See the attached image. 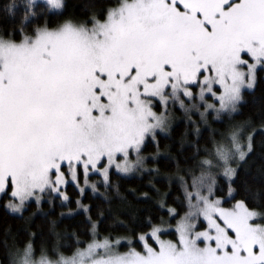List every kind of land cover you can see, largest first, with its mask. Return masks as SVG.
<instances>
[{"label":"snow or ice","instance_id":"1","mask_svg":"<svg viewBox=\"0 0 264 264\" xmlns=\"http://www.w3.org/2000/svg\"><path fill=\"white\" fill-rule=\"evenodd\" d=\"M19 7L13 0L3 12L14 17ZM65 7L25 0L19 27L0 33V195L13 212L46 195L50 204L51 194L67 201L61 186L70 179L80 187L81 171L86 186L93 174L107 186L113 168L143 169L142 148L168 127L170 106L201 119L234 113L264 70V0H114L86 20L50 26L47 17ZM40 16L44 23L28 31ZM253 140L254 130L245 136L240 126L215 141L199 174L180 177L187 211L149 220L136 236L141 247L102 237L93 223L71 255L54 249L53 259L42 248L37 257L29 241L11 253L12 264H264V212L244 200L225 207L213 172L231 182L233 162L254 151ZM233 191L230 183L228 198Z\"/></svg>","mask_w":264,"mask_h":264},{"label":"trees","instance_id":"2","mask_svg":"<svg viewBox=\"0 0 264 264\" xmlns=\"http://www.w3.org/2000/svg\"><path fill=\"white\" fill-rule=\"evenodd\" d=\"M11 2L13 0H0V33L17 29L22 20L25 0H15L20 7L14 17H8L3 12V6ZM112 3L114 0H65L63 15L47 18L50 26L67 18L86 20L91 12H102ZM45 18L38 17L28 25L27 30L31 31L35 23L43 24ZM226 120L232 123L228 124L230 121ZM211 125L212 129L219 130L214 138L209 128H203L194 135L191 125L182 120L174 124L167 135L156 134L157 144L149 138L142 152L149 156L158 152L162 156L155 161L147 160V165H154L162 175H172L178 169H195L193 166L202 159L201 156L206 157L213 141L220 140L222 134L240 126L244 127L246 136L254 130V151L237 164L236 175L231 182L218 178L216 191L224 197L231 183L234 199H227L225 207H230L235 200H244L250 209L264 212V70H258L254 89L244 91L238 110L223 115L221 121ZM65 193L69 196L66 202L60 197L52 198L51 204L44 201L37 206L31 202L21 215L9 213L3 206L6 197L2 198L0 264H12L11 253L29 241L33 243L37 257L43 248L55 259L52 255L54 249L71 255L77 247V240L88 241L93 223L102 237L111 235L113 238L135 240L139 233L149 230V220L154 224H160L161 220L169 221L166 210L169 207L179 211L180 215L186 211L180 185L174 180L164 181L152 171L130 176L110 173V183L107 186L98 185L96 194L90 190L81 193L71 185L66 186ZM78 200L81 205L87 206V212L84 209L78 211ZM168 236L174 238V235ZM135 245L140 247L136 242Z\"/></svg>","mask_w":264,"mask_h":264},{"label":"rangeland","instance_id":"3","mask_svg":"<svg viewBox=\"0 0 264 264\" xmlns=\"http://www.w3.org/2000/svg\"><path fill=\"white\" fill-rule=\"evenodd\" d=\"M37 2L38 3H42L43 2V0H37ZM245 91H250V90H245ZM201 111H203V108H201L200 109ZM169 113H170V118H169V123H168V127L164 130V131H160V130H157V133L156 134H162V135H167L169 132H170V130L172 129V127L174 126V124H176L178 121H185L187 124H189V126L191 125V128L193 129V134L194 135H197V134H199V132L201 131V129H203V128H209L210 130H211V133H212V137L214 138V136L215 135H217L218 134V132H219V130L218 129H212V125H211V123L212 122H218V121H221L222 120V118H223V115H225V114H228V113H221L220 114V116H219V118H217V116H216V114L214 113V112H210L209 114H206V117H205V119H201V117H200V115H199V112H196L195 110H192V111H190V112H185L184 110H182L181 108H180V106H179V104H176L175 106H170V110H169ZM235 113V112H234ZM232 114V113H231ZM231 120V119H230ZM230 120H226L227 122H229ZM232 122L230 121L228 124H231ZM226 134H228V133H226ZM225 133L224 134H222V136H224V135H226ZM244 135H245V133H244ZM246 136V135H245ZM157 141H158V138L156 137V139H155V142L154 143H156L157 144ZM216 140H214L213 141V143L211 144V148H210V151L208 150L207 151V155H206V157L205 158H203L202 156H201V160H198V163L197 164H195L194 166H193V168H195V169H191L192 171H194L197 175L199 174V172H200V164H201V161H203V160H205V159H212V153H213V151H214V142H215ZM145 147V145L143 146V148ZM142 148V149H143ZM141 155L142 156H144L145 157V166H144V168L143 169H141V170H138V171H136V172H133V173H130V174H122V173H118L114 168L111 170V172L110 173H115V174H118V175H122V176H130V175H134V174H140V173H144V172H147V171H149V172H154V174H155V176H157L158 178H160V179H162V180H164V181H170V182H172V180H174L175 182H177L179 185H180V187H181V189H182V192H183V194H184V196H185V193H184V189H183V187L181 186V181H180V177L181 176H185L188 172H189V170L190 169H186V170H177V172H175L174 174H159L158 172H157V170H156V168H155V166L154 165H150V164H148L147 165V160H149V159H151V160H156V159H158L159 157H161L162 155L161 154H159L158 152L157 153H155V154H153V155H148V153H147V155L146 154H144L143 152H141ZM135 157H133V159H134ZM241 161H236V162H233V164H232V166L235 168L236 166H237V164H239ZM65 171H67L66 169H65ZM213 172L215 173V176H216V180H218V178H222L223 180H225V181H228L229 182V180L226 178V177H224L223 176V173H222V169H218V168H214L213 169ZM234 178V177H233ZM233 178H232V180H233ZM231 180V181H232ZM93 183H95L96 184V187H97V191H95V192H93V190H92V188H91V184H93ZM100 184H102V185H105L104 184V181H103V178L99 175V174H93V175H91L90 176V179H89V184L86 186L85 184H84V177H83V172L81 171V173H80V177H79V185H80V187H77L76 186V184L75 183H73V182H71V180L69 179V182L66 184V185H63V186H61V191H63L64 193H65V188H66V186H69V185H71V186H75L76 187V189L79 191V192H81L80 191V188H84V191L85 190H90L93 194H96L97 192H98V185H100ZM217 186V185H216ZM66 194V193H65ZM216 194H217V191H216ZM67 195V194H66ZM51 196H52V198H55V197H60L58 194H51ZM68 196V195H67ZM4 196L3 195H0V201L2 200V198H3ZM221 197H223L221 194H217V198H221ZM61 198V197H60ZM224 199H229L228 198V194L227 195H225L224 197H223ZM8 199H9V197H6V199L4 200V203H3V206H4V208L9 212V213H11V214H13V215H21V214H23V212H24V210L26 209V207L28 206V204L29 203H31V202H33L34 204H36V202H35V200H31V201H29V202H27V204H26V206L20 211V212H13V211H11L10 209H8L7 207H6V204H7V201H8ZM68 199H69V196H68ZM44 201H49V197L46 195L45 196V198L41 201V203L42 202H44ZM64 201V200H63ZM64 202H66V201H64ZM40 203V204H41ZM185 203H186V211H187V202H186V200H185ZM37 205V204H36ZM162 207H163V205H161ZM170 208V207H169ZM168 208V209H169ZM78 211H80V210H82V209H84L83 207H81V206H78ZM168 209H166L167 210V212H168ZM83 211H85V210H83ZM185 211V212H186ZM70 213H72V211L70 212ZM74 213V212H73ZM72 213V214H73ZM183 215V214H182ZM181 215V216H182ZM168 217H169V212H168ZM180 217H178V218H176L174 221H173V223L171 222V225H172V227H173V230H174V226H175V224H176V220H178ZM165 221V220H164ZM167 221V220H166ZM162 227H165V228H167L168 227V224L167 223H165V224H163L162 225ZM149 231V230H148ZM165 239H174V238H172V237H169L168 235L167 236H165L164 237ZM130 239H132V238H130ZM133 241H134V243L136 242L137 244H139L140 245V243H139V241H137L136 239L134 240V239H132ZM140 247H141V245H140ZM127 250V241L125 240L124 241V247H121L120 248V251H126ZM55 258V257H54Z\"/></svg>","mask_w":264,"mask_h":264}]
</instances>
